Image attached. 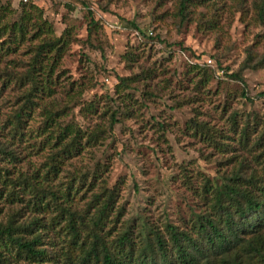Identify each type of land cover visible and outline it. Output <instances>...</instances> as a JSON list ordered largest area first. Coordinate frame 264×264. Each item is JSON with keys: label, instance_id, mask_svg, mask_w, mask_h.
<instances>
[{"label": "rangeland", "instance_id": "1", "mask_svg": "<svg viewBox=\"0 0 264 264\" xmlns=\"http://www.w3.org/2000/svg\"><path fill=\"white\" fill-rule=\"evenodd\" d=\"M261 1L197 0L183 16L180 0H43L40 11L31 10L35 20L28 35L8 51L3 25L19 20L22 6L19 0H0V73L27 82L37 48L66 31L70 36L55 68L53 97L38 101L26 118V137L13 147L19 161L0 162L11 169L23 195V202L16 204L0 198V220L20 210V222L37 216L22 181H28L29 190L49 183L65 192L74 177L99 172L107 188L118 191L113 218L121 210L123 215L117 229L140 217L160 227L181 225L194 210L199 212L194 190L205 180L216 181L241 167L248 173L259 171L262 150L251 146L264 126V64L241 69L248 50L253 53L251 65L264 59V25L257 11ZM41 16L52 31L38 30L35 22ZM195 66L203 69L193 70ZM233 73L241 74L246 88L230 77ZM121 78L135 80L118 95ZM19 89L0 82V120L20 106ZM46 109L58 112L62 128H80L84 136L81 155L65 161L50 182L42 179L56 150L43 135ZM113 114L119 123L111 130ZM231 116L238 119V133L232 130ZM192 121L205 123L209 134L226 136L231 149H214L195 133ZM246 122L256 132L247 148L239 144ZM93 133L99 137L87 141ZM90 182L71 200L82 214L90 205ZM51 214L38 216L50 220Z\"/></svg>", "mask_w": 264, "mask_h": 264}, {"label": "trees", "instance_id": "2", "mask_svg": "<svg viewBox=\"0 0 264 264\" xmlns=\"http://www.w3.org/2000/svg\"><path fill=\"white\" fill-rule=\"evenodd\" d=\"M196 1L180 0L179 14L185 16ZM19 3L22 6L20 19L3 25V35L9 37L8 51L11 45L19 44L28 35V25L35 20L31 10L40 11L38 6H26L20 0ZM4 11L6 8L2 12L6 15ZM257 11L264 25V0L257 5ZM89 15L92 27L96 28L93 14L89 12ZM42 18L35 22L39 25L38 30L52 31ZM44 25L47 26L45 30ZM69 40L66 31L62 37L40 45L25 76L27 82H23L24 77L0 73L1 86L17 87L23 93L20 106L7 119L0 120V162L19 161L13 147L26 137L24 124L30 111L38 108V101L43 96L53 97L55 68ZM253 59V53L248 50L241 71L264 64L262 59L251 65ZM202 69L193 67V70ZM230 77L244 84L240 73H233ZM133 78H121L116 93L122 95L129 89ZM243 96L248 99L245 90ZM52 112L45 111L43 135H46L51 150H56L45 165L47 173L42 175L45 182L56 179L60 175V166L81 155L83 150L80 146L83 131L71 125L62 128L58 112ZM117 123L119 119L113 114L110 129ZM231 124L233 132L238 133V119L231 116ZM250 127L251 124L246 122L240 130L239 144L245 148L250 145L251 135L256 133L255 128L251 131ZM192 128L220 153L231 149L230 144L224 142L228 138L209 134L205 123L192 121ZM98 137L93 133L87 141ZM251 149L262 150L257 156L260 170L248 173L241 167L216 181L205 180L194 190L199 199V212L194 210L181 225L166 223L160 227L140 217L117 229L123 215L121 210L113 218L118 191L109 190L99 172L74 177L65 192L54 190L49 183L39 191L29 190L28 181H22L23 194L25 190L30 193L28 205L37 216L20 222V210L7 215L6 220H0V264H264V126ZM11 176V169L0 165V180H3L0 182V198L11 204L23 202V195L16 189L19 182L12 181ZM89 180L87 191L92 196L88 210L82 214L72 207L71 200L82 192ZM50 211L53 214L50 220L38 216L46 212L49 215ZM112 223L114 228L106 231Z\"/></svg>", "mask_w": 264, "mask_h": 264}, {"label": "built area", "instance_id": "3", "mask_svg": "<svg viewBox=\"0 0 264 264\" xmlns=\"http://www.w3.org/2000/svg\"><path fill=\"white\" fill-rule=\"evenodd\" d=\"M26 6H38L43 0H20Z\"/></svg>", "mask_w": 264, "mask_h": 264}]
</instances>
